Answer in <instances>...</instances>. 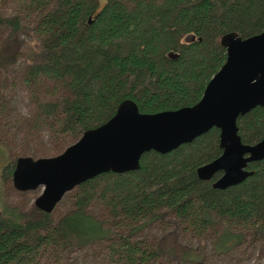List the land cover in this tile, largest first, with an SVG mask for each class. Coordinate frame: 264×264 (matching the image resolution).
<instances>
[{
  "label": "trees",
  "instance_id": "obj_1",
  "mask_svg": "<svg viewBox=\"0 0 264 264\" xmlns=\"http://www.w3.org/2000/svg\"><path fill=\"white\" fill-rule=\"evenodd\" d=\"M10 1L18 6H0V29L32 32L22 79L32 89L51 82L57 92L54 100L48 90L39 94L29 118L57 139L41 154L60 152L107 120L125 98L142 112L195 103L226 58L222 35L245 37L264 29V0H106L100 8L98 0ZM32 14L34 22L26 26L23 19ZM4 91L0 77V101ZM236 123L243 142L263 138L264 104ZM220 152L216 126L168 152L145 151L137 169L101 172L78 184L69 191V209L56 219L35 204L28 213L3 199L0 264H41L55 251L63 264L70 248L97 241L108 264H148L160 247L135 232L167 211L192 232L210 231L211 245L221 253L245 232L264 243V158L247 164L252 173L243 181L217 188L220 171L201 179L196 169ZM13 168L9 159L3 181ZM99 201L108 213L103 218L90 210Z\"/></svg>",
  "mask_w": 264,
  "mask_h": 264
},
{
  "label": "water",
  "instance_id": "obj_2",
  "mask_svg": "<svg viewBox=\"0 0 264 264\" xmlns=\"http://www.w3.org/2000/svg\"><path fill=\"white\" fill-rule=\"evenodd\" d=\"M226 58L193 104L156 112H142L131 98L121 100L101 124L85 129L61 152L50 156L18 155L11 181L18 190L43 188L34 198L40 210L50 212L62 196L81 182L105 171L139 167L143 152H168L190 142L212 126L219 129L221 152L196 169L201 179H214L217 188L243 181L251 161L264 158V137L243 142L237 117L264 104V29L242 37L222 35ZM264 264V260L261 262Z\"/></svg>",
  "mask_w": 264,
  "mask_h": 264
},
{
  "label": "rangeland",
  "instance_id": "obj_3",
  "mask_svg": "<svg viewBox=\"0 0 264 264\" xmlns=\"http://www.w3.org/2000/svg\"><path fill=\"white\" fill-rule=\"evenodd\" d=\"M105 1L98 0L97 8ZM0 6L3 10L14 11L18 4L5 0L0 1ZM23 20L28 26L34 22V14ZM31 38L32 32L27 27L12 34H9L8 29H0V77L5 86L3 95L5 100L0 101V209L4 199L28 213L33 212L34 198L41 192L43 186L18 190L12 185L11 178L2 180L3 167L9 159L15 161L18 155L50 156L51 154H41V151L55 144L57 140L49 134L46 127L41 128L29 119L34 117L36 98H40L39 94L43 95L44 91L48 90L49 100H54L57 96L56 88L51 82H47L44 88H33L35 90L33 93L32 87L22 79ZM189 39V34L183 37L185 41ZM4 104L5 107H2ZM69 191L50 211L52 219L58 218L69 209ZM90 210L101 218L108 215L100 201L91 204ZM33 216L39 217L40 214L37 212ZM114 229L122 234L128 232L124 225H114ZM135 236L142 238L152 247L156 245L160 247V253L148 264H261L264 260V243L254 239L249 232H245L242 240L236 245L221 253L213 249L210 231L192 232L168 211L162 217L145 221L135 232ZM102 244L97 241L88 246L70 248L63 256V264H108ZM57 255L56 251L50 253V257L46 256L41 264H58Z\"/></svg>",
  "mask_w": 264,
  "mask_h": 264
}]
</instances>
